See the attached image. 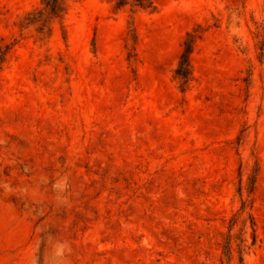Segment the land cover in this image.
<instances>
[{
  "label": "rangeland",
  "instance_id": "374dc122",
  "mask_svg": "<svg viewBox=\"0 0 264 264\" xmlns=\"http://www.w3.org/2000/svg\"><path fill=\"white\" fill-rule=\"evenodd\" d=\"M114 2L0 0V264H264V0Z\"/></svg>",
  "mask_w": 264,
  "mask_h": 264
},
{
  "label": "trees",
  "instance_id": "16d2710c",
  "mask_svg": "<svg viewBox=\"0 0 264 264\" xmlns=\"http://www.w3.org/2000/svg\"><path fill=\"white\" fill-rule=\"evenodd\" d=\"M125 8H130L131 11H150L153 12L155 7L152 0H115L113 5V10L115 12L120 11ZM66 11V0H41V8L37 9L33 14H28L24 19L25 24L34 25L35 30L38 35L49 34L50 32V24L55 20L62 19L63 15ZM22 27V26H21ZM262 35L264 37V20L262 22ZM200 28L192 30L187 33L186 38L183 42L182 53L179 57V61L176 69L174 70V78L179 82V87L181 92H185L187 86L192 80V71L190 65V56L194 50L195 42L197 39H200L199 34ZM264 39V38H263ZM131 41L135 43L136 38L133 36ZM261 50L264 53V40L261 43ZM12 44H7L5 46L0 47V63L5 61L6 55L12 49ZM257 175V170H253L252 174L248 177L247 182V191L250 195L253 191L255 179ZM250 199H243L241 201L240 209L232 216L230 219V233L228 235V240L224 246V256L227 261L231 260V242L232 239L239 240L238 253H239V264H243L242 252L246 245L244 244V240L238 238L235 234L231 233L232 228L239 222L246 224L247 221L250 222V227L253 233L255 232V223L250 210Z\"/></svg>",
  "mask_w": 264,
  "mask_h": 264
}]
</instances>
